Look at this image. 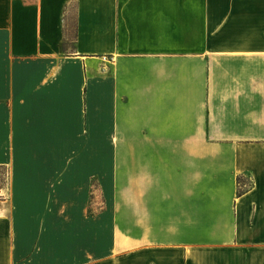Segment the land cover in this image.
Wrapping results in <instances>:
<instances>
[{"label":"crops","instance_id":"crops-1","mask_svg":"<svg viewBox=\"0 0 264 264\" xmlns=\"http://www.w3.org/2000/svg\"><path fill=\"white\" fill-rule=\"evenodd\" d=\"M0 264H264V0H0Z\"/></svg>","mask_w":264,"mask_h":264},{"label":"rangeland","instance_id":"rangeland-1","mask_svg":"<svg viewBox=\"0 0 264 264\" xmlns=\"http://www.w3.org/2000/svg\"><path fill=\"white\" fill-rule=\"evenodd\" d=\"M6 182H7V169L6 168H0V200L4 198V193L2 191L6 188Z\"/></svg>","mask_w":264,"mask_h":264}]
</instances>
